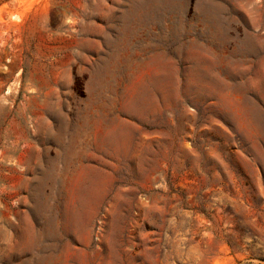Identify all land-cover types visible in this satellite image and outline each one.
Masks as SVG:
<instances>
[{
  "label": "rangeland",
  "instance_id": "rangeland-1",
  "mask_svg": "<svg viewBox=\"0 0 264 264\" xmlns=\"http://www.w3.org/2000/svg\"><path fill=\"white\" fill-rule=\"evenodd\" d=\"M0 264H264V0H0Z\"/></svg>",
  "mask_w": 264,
  "mask_h": 264
}]
</instances>
